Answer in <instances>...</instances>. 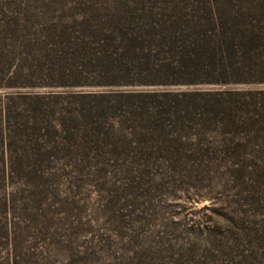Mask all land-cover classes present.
I'll list each match as a JSON object with an SVG mask.
<instances>
[{"label":"rangeland","instance_id":"374dc122","mask_svg":"<svg viewBox=\"0 0 264 264\" xmlns=\"http://www.w3.org/2000/svg\"><path fill=\"white\" fill-rule=\"evenodd\" d=\"M115 1L0 0V264H233L239 212L264 214V81L59 62ZM212 92L230 118L184 105Z\"/></svg>","mask_w":264,"mask_h":264},{"label":"trees","instance_id":"16d2710c","mask_svg":"<svg viewBox=\"0 0 264 264\" xmlns=\"http://www.w3.org/2000/svg\"><path fill=\"white\" fill-rule=\"evenodd\" d=\"M155 1L157 4L154 0L115 1L109 10L97 14L96 26H82L79 34L71 37L61 27L58 37L67 35L64 41L71 49L68 55L60 54L58 61L106 77L122 76L130 70L142 72L164 83L184 76L189 81L221 82L229 77L247 80L255 75L264 81V0ZM80 19L85 23L83 16ZM152 94L157 93L146 95ZM220 94L212 92L213 99L201 102L192 97L184 105H200L206 113L230 118L233 104L220 101ZM123 105L130 108L133 102ZM249 198L264 207V194L262 198ZM233 226V264H264V214L249 219L239 212Z\"/></svg>","mask_w":264,"mask_h":264}]
</instances>
